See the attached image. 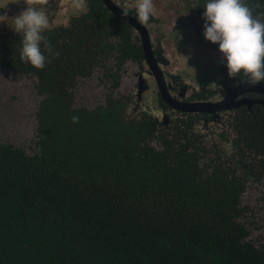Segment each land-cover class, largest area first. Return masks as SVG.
I'll list each match as a JSON object with an SVG mask.
<instances>
[{
  "label": "trees",
  "instance_id": "1",
  "mask_svg": "<svg viewBox=\"0 0 264 264\" xmlns=\"http://www.w3.org/2000/svg\"><path fill=\"white\" fill-rule=\"evenodd\" d=\"M245 3L264 22V0ZM89 6V19L102 16L100 0ZM85 27L48 36L43 70L21 60L22 36H0V68L33 80L39 99L34 151L0 142V264H264L243 204L264 181V109L233 113L225 128L188 117L157 131L131 95L113 93L122 64L142 62L129 34L113 43L106 22ZM96 68L104 103L76 107L79 80ZM221 74L225 90L249 83L226 63Z\"/></svg>",
  "mask_w": 264,
  "mask_h": 264
},
{
  "label": "flooded vegetation",
  "instance_id": "2",
  "mask_svg": "<svg viewBox=\"0 0 264 264\" xmlns=\"http://www.w3.org/2000/svg\"><path fill=\"white\" fill-rule=\"evenodd\" d=\"M109 2L115 11L123 14L122 5L125 0H109ZM100 3L104 8L101 10L102 16L95 15L89 19L91 13L90 0H87V8L83 12L72 7V0H62L60 6L59 0H51L50 13L55 14L50 16V27L42 35L48 41L47 38L51 33L68 32L72 30L73 26L79 35L84 24L85 29L94 30L96 24L101 23L104 25L105 22L110 34L109 39L113 43L118 41L120 33H128L131 43L136 45L142 53V62L138 64L136 61L128 60L123 63L119 70L120 80L121 75L124 73L128 75L132 73L131 91L129 93L132 102L130 109L136 114L148 113L152 115L158 122L157 131L162 132L163 130L173 129L176 125L186 121L188 117L197 119L198 128H202L203 125L208 129L210 127L214 128L216 125L225 128L227 120L233 113L242 109H247L250 112L251 108L256 105L253 104L250 107L240 105L231 110L220 112L216 116L181 113L162 100L155 78L150 75L151 69L144 58L141 32L146 35L156 62L154 64L158 70L157 72L161 74L170 100L173 102L215 103L222 101L230 90L238 86L225 90L222 85L224 77L221 74V66L226 63V60L222 61L219 45L208 44L204 36L205 20L202 17L208 0H154L155 14L147 26L141 25L137 21V13L134 7L135 0H128L130 6L127 9V17L135 20L141 30L110 11L102 0H100ZM117 4L121 6L118 7ZM5 5L7 7L6 9H0V15L7 14L10 19L7 21L8 24L0 23V36L20 37L10 27L13 23L11 18L26 10L27 5L23 3V0H0V7ZM104 17L107 18L103 19ZM94 22H96L95 25ZM206 63L209 66L212 64L219 67L220 79L217 87H208L202 82L199 86H196L184 77V73L192 76ZM2 70L0 68V71ZM95 71H98V69L96 68ZM100 71L103 74V69ZM88 79L81 80L86 81ZM139 88L142 89L140 95L138 94ZM260 97L262 96L248 93L239 96L235 101L244 98L254 100Z\"/></svg>",
  "mask_w": 264,
  "mask_h": 264
},
{
  "label": "clouds",
  "instance_id": "3",
  "mask_svg": "<svg viewBox=\"0 0 264 264\" xmlns=\"http://www.w3.org/2000/svg\"><path fill=\"white\" fill-rule=\"evenodd\" d=\"M23 3L27 5L26 10L11 18L10 27L22 36L21 60L43 70L48 62L44 52L52 55L53 49L42 33L49 29L50 16L55 13H50L51 0H23ZM61 3L59 0V6ZM129 6L125 0L122 5L125 16ZM72 7L83 12L87 0H72ZM134 7L138 23L147 26L155 14L154 0H135ZM9 19L7 14L0 15V23H7ZM202 19L205 20L204 36L219 45L229 78L242 75L253 86L264 81V22L254 16L245 0H208ZM72 120L77 123L79 117L74 116Z\"/></svg>",
  "mask_w": 264,
  "mask_h": 264
},
{
  "label": "rangeland",
  "instance_id": "4",
  "mask_svg": "<svg viewBox=\"0 0 264 264\" xmlns=\"http://www.w3.org/2000/svg\"><path fill=\"white\" fill-rule=\"evenodd\" d=\"M131 76L132 73L121 75L119 86L113 91L116 97L130 95ZM184 77L196 86L202 82L208 87H217L219 67L206 63L192 76L184 73ZM33 83L31 79L0 71V142L22 148L28 154L34 151L31 144L34 138L33 113L39 100L34 93ZM108 92L109 83L102 79V73L98 70L88 80H79L73 102L76 107L91 109L102 105ZM243 204L251 212L246 219L252 226L249 238L254 240L264 236V181L246 189Z\"/></svg>",
  "mask_w": 264,
  "mask_h": 264
},
{
  "label": "water",
  "instance_id": "5",
  "mask_svg": "<svg viewBox=\"0 0 264 264\" xmlns=\"http://www.w3.org/2000/svg\"><path fill=\"white\" fill-rule=\"evenodd\" d=\"M105 6L112 11L114 14L123 18L126 22L130 23L132 26L136 27L137 29L141 30V27L137 24L135 20L130 17H127L113 9L109 0H102ZM142 37V47L144 52L145 62L149 65L151 72L150 75L155 78L156 84L160 91L162 100L166 102L168 105L172 106L174 109L178 110L181 113L186 114H201V115H214L216 116L220 112H224L227 110H231L232 108H236L240 105H246L250 107L251 105H260L264 109V99L263 98H255L252 99H240L235 101L241 95L254 93L256 96L264 97V83H259L253 86L250 83H243L238 85L236 88L230 90L227 93V96L222 100L215 103L211 102H192V103H182V102H173L170 100L168 92L166 90L164 81L162 76L159 72H157V68L154 64L155 60L151 53L149 42L146 38L144 32H141ZM156 63V62H155ZM141 88L138 89V94L140 95Z\"/></svg>",
  "mask_w": 264,
  "mask_h": 264
}]
</instances>
